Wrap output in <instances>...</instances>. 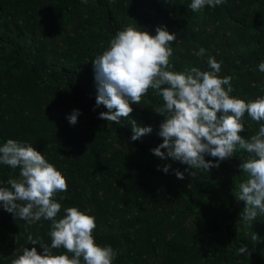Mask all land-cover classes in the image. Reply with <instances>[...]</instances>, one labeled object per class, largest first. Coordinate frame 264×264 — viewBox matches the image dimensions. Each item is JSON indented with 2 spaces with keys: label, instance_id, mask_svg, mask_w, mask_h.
I'll use <instances>...</instances> for the list:
<instances>
[{
  "label": "trees",
  "instance_id": "1",
  "mask_svg": "<svg viewBox=\"0 0 264 264\" xmlns=\"http://www.w3.org/2000/svg\"><path fill=\"white\" fill-rule=\"evenodd\" d=\"M191 2L0 0V145L8 139L30 144L62 173L68 191L54 197L61 204L56 219L67 207L90 209L96 243L117 252L112 264H264V216L245 226L238 220L244 202L234 197L247 178L239 165L248 153L238 149L218 168L190 176L187 165L161 161L150 151L162 143L164 119L153 111L163 106L154 90L131 105L130 119L152 128L136 141L129 119L105 121L98 118L107 111L103 105L93 110L92 59L129 26L153 36L161 25L176 33L172 70L211 71L212 56L222 61L218 75L233 78L231 96L246 102L264 96V72L258 70L264 61V0H226L200 12L190 9ZM201 47L203 58L194 55ZM74 109L81 114L71 125L66 117ZM243 122L240 135L248 139L259 125L247 114ZM165 163L184 179L171 169L158 170ZM18 177V168L0 164V187L10 188L8 179ZM50 228L51 221L28 224L0 205V264H11L24 247L42 253L27 237L50 247ZM243 245L250 256L237 254Z\"/></svg>",
  "mask_w": 264,
  "mask_h": 264
},
{
  "label": "clouds",
  "instance_id": "2",
  "mask_svg": "<svg viewBox=\"0 0 264 264\" xmlns=\"http://www.w3.org/2000/svg\"><path fill=\"white\" fill-rule=\"evenodd\" d=\"M225 2L192 0L189 7L193 12H200L205 6L215 8ZM82 3L86 4L87 0ZM155 33L153 36L126 27L117 31L108 48L92 59L97 90L93 110L103 105L107 111L100 112L98 118L105 121L119 123L121 117L129 119L132 124L130 139L136 141L150 134L152 128L140 127L130 119L131 105H140L149 89L154 90L162 97L163 106L153 111L164 119L158 132L162 143L150 151L161 161L170 158L187 165L185 171L192 169L190 176H196L199 169L218 168L238 149L248 153L249 158L239 165L247 178L239 183L234 197L244 202L238 220L249 226L257 216H264V96L247 102L231 96L233 78L218 75L222 61L212 56L207 58L211 71L196 67L183 72L172 70L170 42L176 40V33H169L163 25L156 26ZM205 54L203 47L194 53L199 58ZM258 70L264 72V61L259 63ZM80 114L74 109L66 118L75 125ZM245 114L259 125L258 131L248 139L240 135L245 131ZM206 156L215 160H206ZM0 164L19 169V177L7 181L10 188L0 187L3 209L28 224L41 219L51 221L50 247L29 234V244H40L43 252L38 253L35 247H24L11 264H82V261L83 264H112L117 252L111 246L102 247L96 243L93 236L96 218L88 214L90 209L81 211L74 206L67 207L63 218L56 219L61 204L54 197L67 192L68 184L43 154L30 144L8 139L0 145ZM157 168L165 174L171 169L178 179H184L183 172L172 169L168 163L157 165ZM53 249L65 251L53 255ZM237 254L250 256L251 251L243 245L237 249Z\"/></svg>",
  "mask_w": 264,
  "mask_h": 264
}]
</instances>
